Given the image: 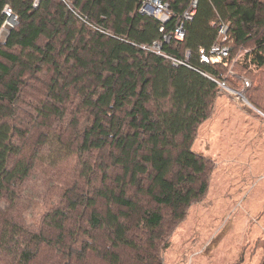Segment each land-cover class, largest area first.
Masks as SVG:
<instances>
[{"label":"trees","instance_id":"1","mask_svg":"<svg viewBox=\"0 0 264 264\" xmlns=\"http://www.w3.org/2000/svg\"><path fill=\"white\" fill-rule=\"evenodd\" d=\"M0 0V264H163L169 236L208 189L192 149L236 63L264 111V0H197L183 41H162L192 0ZM227 25L228 59L198 63ZM161 43L160 53L150 47ZM190 53L191 67L171 58ZM261 71V72H260ZM260 72V73H259ZM251 74V75H250Z\"/></svg>","mask_w":264,"mask_h":264},{"label":"rangeland","instance_id":"2","mask_svg":"<svg viewBox=\"0 0 264 264\" xmlns=\"http://www.w3.org/2000/svg\"><path fill=\"white\" fill-rule=\"evenodd\" d=\"M245 51L224 76L251 81L236 64ZM249 102L217 92L197 127L192 149L211 162L208 189L170 233L163 264H264V111Z\"/></svg>","mask_w":264,"mask_h":264},{"label":"built area","instance_id":"3","mask_svg":"<svg viewBox=\"0 0 264 264\" xmlns=\"http://www.w3.org/2000/svg\"><path fill=\"white\" fill-rule=\"evenodd\" d=\"M39 0H34L33 4L35 5ZM197 0H192L188 7L183 11L181 14L180 22L169 32L165 33L163 25L159 27V31L163 32L162 41L165 43H169L172 40L175 41H183L185 38V31H184V23L186 20H190L195 13ZM141 12L148 13L156 18L162 23H164L169 16L171 15V11L168 8L167 2H162L161 0H144L142 6L140 8ZM2 21L0 24V39H5V35L8 31L17 24V15L13 12L10 5L5 4L1 10ZM212 25L217 27L218 36L216 42L212 45L209 50V53H205L203 49L200 50V55L198 57V63H211L214 60H222L228 59L230 49L229 46L226 44L228 40V33H227V25L223 23H217L216 21L212 22ZM152 51L156 53H160L161 50V43L155 41L153 45L150 47ZM173 65L183 64L188 67H191L189 64L190 62V53L189 51L186 52L184 59H176L171 58ZM231 74H234L231 72ZM218 86V92H225L229 96L233 97L237 101L242 102L244 105L249 107H254L249 100L246 98V91L250 86V82L248 79L243 78L242 86L239 89L231 87L225 79H219L217 77L206 75Z\"/></svg>","mask_w":264,"mask_h":264},{"label":"water","instance_id":"4","mask_svg":"<svg viewBox=\"0 0 264 264\" xmlns=\"http://www.w3.org/2000/svg\"><path fill=\"white\" fill-rule=\"evenodd\" d=\"M9 32H10V31H8V32L6 33V35H5V39H4L3 41L6 40V38H7L8 34H9Z\"/></svg>","mask_w":264,"mask_h":264}]
</instances>
